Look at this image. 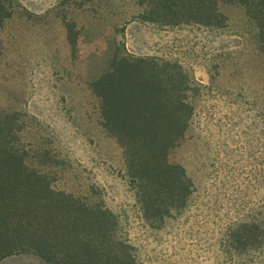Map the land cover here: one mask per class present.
Returning <instances> with one entry per match:
<instances>
[{"label": "rangeland", "instance_id": "1", "mask_svg": "<svg viewBox=\"0 0 264 264\" xmlns=\"http://www.w3.org/2000/svg\"><path fill=\"white\" fill-rule=\"evenodd\" d=\"M8 1L0 119H15L29 163L55 188L103 201L141 264H225L229 227L264 205V53L246 8L221 1V27L168 26L143 20L138 0ZM122 56L179 65L192 85L193 114L169 160L183 165L194 191L159 228L144 218L93 89ZM0 264L48 263L16 253Z\"/></svg>", "mask_w": 264, "mask_h": 264}, {"label": "trees", "instance_id": "2", "mask_svg": "<svg viewBox=\"0 0 264 264\" xmlns=\"http://www.w3.org/2000/svg\"><path fill=\"white\" fill-rule=\"evenodd\" d=\"M138 1L147 5L143 20L168 26L221 27L219 3L242 4L264 53V0ZM8 2L0 0V26L11 14ZM168 66L122 56L93 85L102 125L122 147L136 200L154 228L183 209L194 191L183 165L169 160L193 114L192 85L181 66ZM14 122L0 119V263L32 253L48 264H141L134 247L117 237V217L103 201L55 188L51 175L29 163ZM259 214L229 227L225 264H264V205Z\"/></svg>", "mask_w": 264, "mask_h": 264}]
</instances>
